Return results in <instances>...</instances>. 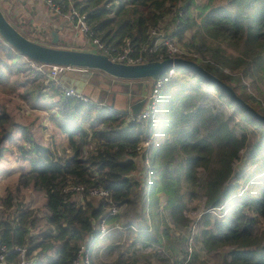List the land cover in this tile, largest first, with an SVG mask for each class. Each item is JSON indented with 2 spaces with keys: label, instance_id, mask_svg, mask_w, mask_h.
<instances>
[{
  "label": "trees",
  "instance_id": "16d2710c",
  "mask_svg": "<svg viewBox=\"0 0 264 264\" xmlns=\"http://www.w3.org/2000/svg\"><path fill=\"white\" fill-rule=\"evenodd\" d=\"M75 1L78 9L86 13L93 35L111 47L120 46L124 40H130L134 47L144 46L150 30L171 17L172 36L183 49L197 56L179 57L194 61L224 81L264 116L263 102L238 90V72L243 76L256 74L261 82L264 80V0H225L227 6L210 9L206 5L198 24L190 16L195 0ZM167 29L168 26L164 31ZM0 51L12 62L9 67L0 58V87L10 81V73L5 70L26 72L34 78L43 76L22 63L17 57L22 56L1 41ZM166 58L147 55L145 60ZM224 69L235 74L230 76ZM175 71L192 80L179 83L175 79L165 84L155 118L144 124L128 121L127 114L114 108L98 109L90 98L84 102L66 97L54 82L44 85L25 80L22 98L49 112L51 123L66 139V152L57 156L36 142L28 126L11 123L8 114L0 112V158L6 149L3 145L11 141L14 131L20 134L17 155L30 164L29 170L18 176L14 193L32 188L44 194L48 227L44 232H35L38 217L33 210L23 205L11 215V193L0 197V247L6 249L7 264H19L17 248H26L27 260L34 259V264H73L80 245L97 234V221L107 215L106 200L88 196V191L97 187L109 192L112 205L117 208L133 203L134 190L141 187L138 195L142 197L143 220L146 207L159 206L162 199V211L168 213L177 228L189 225L185 214L199 196L204 199L205 210L224 206L225 214L220 219L206 211L202 215L201 247L209 254L229 249L227 264H264V230L259 228V221H264V179L256 185V192L242 195L240 177L234 172L240 153L251 146L250 158L261 161L248 179L264 175V125L231 103L220 90L184 69ZM201 84L225 98L226 105L240 115L241 122L257 130L261 139L251 145L248 131H237L222 113L202 105L207 93ZM46 99L50 100L48 106L41 103ZM150 132L160 133L165 141L152 153L148 167L142 165L138 171L136 148L150 137ZM89 145L92 149L87 153ZM70 185L84 190L64 192ZM5 214L9 215L5 218ZM144 225L147 226L146 220ZM131 235L147 245L158 243L146 231ZM96 241L91 240L88 247Z\"/></svg>",
  "mask_w": 264,
  "mask_h": 264
},
{
  "label": "rangeland",
  "instance_id": "374dc122",
  "mask_svg": "<svg viewBox=\"0 0 264 264\" xmlns=\"http://www.w3.org/2000/svg\"><path fill=\"white\" fill-rule=\"evenodd\" d=\"M206 5H210V9L227 6V2L225 0H195V4L190 7V16L193 20H196L195 22L197 24L200 21L199 14L201 11H203V7ZM5 16L7 18L6 14ZM170 20L171 17H168L159 26L163 30H165V28L168 26L166 31L167 33L171 32L174 28L173 25L169 26ZM189 35L190 32H187L186 37H189ZM36 40L38 41V39ZM0 41L3 42L2 39H0ZM188 52L194 55V57H197L192 52ZM17 57L22 63L29 67V63L23 56L22 58L20 56ZM0 58L5 61L7 66H12V62L1 51ZM4 72L10 73L8 75L10 81L6 82V85L0 87V112H6L10 117L11 123L28 126L32 130L34 138L38 144L50 148L57 156L62 155L64 152H66V139L51 123L49 112L43 109H37L35 105L32 106V103H29L27 100L22 98L26 91V84L24 83L26 82L25 80L27 78L37 82L36 84H49V81H47L44 76L46 71L40 72L43 76H40L39 78H34V75L32 74H25L26 72H9L7 70ZM224 72L230 76L235 74V72H231L228 69H224ZM238 75L241 77L239 83L240 87L237 86L238 90L242 91L245 96L252 95L257 100L262 101L264 104V99L262 98V95H264V80L261 82L256 74H254V76H243V74L238 72ZM66 77L71 76L67 75ZM177 78L179 83L192 80L190 79V76L178 75ZM59 79H57L58 83ZM94 80H98V78H94ZM192 83L195 84L194 81H192ZM203 84L205 85V83ZM59 85L64 88L61 83H59ZM204 85L201 84L202 88L207 94L204 101L202 102V105L213 108L217 113H222L228 119L230 126H235L237 131H239L240 128H244L246 131H248L251 145L258 142L261 139L259 132L254 130L252 126L245 125L243 122H241L240 115L235 114L234 111L226 105L225 98L216 94V92L212 89H207ZM27 86L29 85L27 84ZM41 103H44L48 106L50 104V100L46 99ZM7 129L12 128L7 126ZM12 134L11 141H8L5 145H3L6 149L0 158V197L5 198L11 193L12 197L14 198V206L10 210L11 215L15 210L19 209L23 205L25 208L33 210L34 214L38 217L37 228L35 229V232H44L48 229L45 219L47 216V211L45 210L46 200L44 194L34 191L32 188L22 190L19 193H14L18 176L21 173L29 170L30 164L29 160H23L17 155L16 147L20 142V134L14 131H12ZM151 136H153L154 141L153 148L147 152L146 157L148 160L152 156V153L165 141L164 136L160 133H153ZM91 149L92 146L89 145L86 148L87 153L90 152ZM250 149L251 146L243 150L240 153V159L234 165L235 175L240 177L238 180L241 188L239 189V193H242V195H245L249 191L256 192V185H259L261 180L264 179V175L260 177L255 176V178L248 179L249 176L253 175L254 170L260 167L261 161V159L254 161L255 159L250 158ZM140 162L141 160L137 157V166L140 165L138 171L142 169V165L148 167L144 161L141 163ZM141 177L142 176H139L138 178ZM200 177H202V173L200 174ZM246 177L248 179L247 181L245 180ZM243 181L246 183L245 185ZM141 184L143 185V183ZM140 191L141 187H136L132 195L133 203L120 209L117 219L120 222H131L136 227L145 226L144 220H146L147 225L151 228V233L149 232V234L157 238L160 246L156 244H154L153 247L143 245L141 248V244L137 246L132 244L135 238L131 235V232L125 231L121 236H119L117 232H114L112 233L113 235H110V238H107L103 241L97 240L92 245L90 248V250H93L90 254L91 264H182V258L187 254V250H192L190 264H227L229 261V258L227 257V252L229 249L225 248L209 254L201 247L199 243V230L202 225V215L205 213L206 209L204 206V199L202 197L199 196L197 199H195L185 214L186 218H188L190 221L189 225H187L185 228L175 227L169 218L168 213L164 211L160 216V221L155 223L158 227L156 231L157 233H155L154 226L152 231V220L149 216V212L152 211V207H146V216L144 217V220L142 219L143 209L141 206V200H138V193ZM78 198L79 197H77V199ZM156 207H154L153 212H156L157 210L160 212V208ZM1 210L2 208L0 206V211ZM216 214L217 218H222L225 214V209L216 212ZM7 215L9 214H5L4 217L6 218ZM259 228L264 230V221H259ZM177 250L178 254L175 255ZM167 254L171 256V259L167 258ZM155 259H157V263H155Z\"/></svg>",
  "mask_w": 264,
  "mask_h": 264
},
{
  "label": "built area",
  "instance_id": "2783aa9c",
  "mask_svg": "<svg viewBox=\"0 0 264 264\" xmlns=\"http://www.w3.org/2000/svg\"><path fill=\"white\" fill-rule=\"evenodd\" d=\"M48 8L58 14L63 16L69 21L73 22L75 27L83 34L85 43L83 45L84 51L89 52H98L100 54L106 55L112 62L133 65L141 64L147 62L145 57L147 55L157 56L160 59L164 56L168 58H176L179 56H193L191 53L187 52L177 41V38L172 36L171 32L167 33L160 27L152 29L149 32L148 43L144 46L134 47L131 44L130 40H124L122 44L118 47H111L103 43L100 38L95 37L90 30V27L86 20V13H82L76 6L75 0H43ZM29 64V67L35 70L36 72L46 71L44 76L49 82H54L58 86V80L61 76L67 75H79L85 72V69L76 68V67H64V66H47L42 64H36L35 62L25 59ZM178 74L175 71V68L169 69L164 75L156 80L154 85H152V90L150 94L146 97L149 102L147 107H143L141 112L138 115H128V121L135 122L137 124H144L145 122L154 119L157 111L159 109V95L165 84L169 83L172 80L177 78ZM62 88V87H61ZM64 95L66 97H75L81 101L88 102L89 98L84 96L82 93H77L72 89L62 88ZM98 109L102 107H107L108 109H113L111 106H107L103 103H96ZM151 134V132L149 133ZM153 136L150 135L149 138L142 141L136 148L138 152V158L141 162L148 166L149 160L147 159V152L153 148ZM155 143V142H154ZM144 155V156H143ZM137 160V159H136ZM140 162V163H141ZM84 189L82 187H77L70 185L64 189V192L69 193H80ZM240 195V194H239ZM88 196L90 198L100 199L103 198L109 204L107 209V215L102 216L97 221V234L95 236H90L87 242H84L80 245L77 252L76 258L73 261V264H91V252L88 247V242L91 240L103 241L107 239L113 232H151L150 226L136 227L133 223H123L118 221V219H113L112 221L108 220V217L119 216L120 208L112 205V201L109 198V192L104 190L101 187L92 188L88 191ZM224 209V206L219 208H209L205 210L211 216H217L216 212ZM18 252V261L19 264H31L27 260L26 248H17ZM5 247H0V261L5 259L6 256ZM192 257V250H187V254L182 258V264H190Z\"/></svg>",
  "mask_w": 264,
  "mask_h": 264
},
{
  "label": "water",
  "instance_id": "95a60500",
  "mask_svg": "<svg viewBox=\"0 0 264 264\" xmlns=\"http://www.w3.org/2000/svg\"><path fill=\"white\" fill-rule=\"evenodd\" d=\"M0 39L15 50L25 59L47 66H64L85 69V72L79 74L78 79L73 77H62L70 82L69 89L77 93H82L83 88L90 83V80H106V84L130 87V84L140 88V92H125L124 105L114 109L124 114L138 115L143 107H147L149 102L146 96L142 94V82L150 81L152 85L158 78L164 75L171 68H181L198 79L208 83L212 87L220 90L227 99L240 108L254 121L264 125V116L248 105L239 95L224 81L214 76L202 66L194 61L181 57L166 58L161 61L145 62L141 64H121L112 62L106 55L98 52H89L82 50L62 49L54 46H45L34 42L21 34L6 18L0 8ZM58 41L57 35L52 33V44ZM97 82V81H96ZM115 97V95H114ZM0 264H7L5 259Z\"/></svg>",
  "mask_w": 264,
  "mask_h": 264
},
{
  "label": "crops",
  "instance_id": "0c3cea01",
  "mask_svg": "<svg viewBox=\"0 0 264 264\" xmlns=\"http://www.w3.org/2000/svg\"><path fill=\"white\" fill-rule=\"evenodd\" d=\"M0 8L7 15L8 21L28 39L45 46L84 51L83 45L85 43V39L83 34L75 27L73 22L52 12L43 0H0ZM52 33H55L58 38L57 43L54 45L52 44ZM36 39H38V41ZM71 77H73V79H78L79 75H72ZM59 83H61L65 89H69L71 86L67 79H62V76L59 79ZM114 84L108 85L106 84V80H90V83L83 88L82 94L90 98L95 103H103L107 106H111L112 108H115V106L121 108L125 102L123 96L126 91L129 92L128 90H130L135 93L140 92V88L134 86L135 84H130V87L127 88L119 85L114 86ZM151 88L152 83L149 81H143L142 92L140 94H142L143 97H147ZM139 176L141 175H138V177ZM141 198L142 197L140 195L138 200H141ZM154 207L156 206H152L151 211L152 231L154 226L155 233H157L156 228L158 227L155 223L160 221V216L163 212L162 199H160V205L157 206L161 211L158 212L157 210L156 212H153ZM149 236L157 240V238L153 237L151 234ZM133 237L136 238V236ZM108 238H110V236ZM135 242V246L141 244V248L143 245H147L143 243L144 241H139L138 238L135 239ZM154 244L160 246L159 241L158 243H150L148 246L153 247ZM92 251L93 250H90L91 253ZM177 254L178 250L175 252V255ZM167 258L171 259V256L167 254ZM30 262L31 264H34V259L30 260ZM155 263H157V259H155Z\"/></svg>",
  "mask_w": 264,
  "mask_h": 264
}]
</instances>
